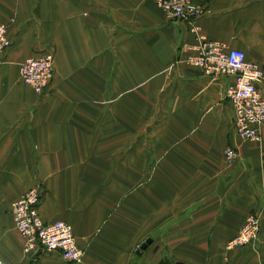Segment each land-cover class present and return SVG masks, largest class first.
<instances>
[{
  "label": "crops",
  "instance_id": "crops-1",
  "mask_svg": "<svg viewBox=\"0 0 264 264\" xmlns=\"http://www.w3.org/2000/svg\"><path fill=\"white\" fill-rule=\"evenodd\" d=\"M193 2L203 13L189 23L154 0H0L5 264H264V123L258 142L241 140L232 77L188 61L205 36L264 68V0ZM42 52L54 76L38 94L19 66ZM37 184L41 219L72 226L79 261L25 251L11 203ZM253 212L256 243L227 250Z\"/></svg>",
  "mask_w": 264,
  "mask_h": 264
},
{
  "label": "built area",
  "instance_id": "built-area-1",
  "mask_svg": "<svg viewBox=\"0 0 264 264\" xmlns=\"http://www.w3.org/2000/svg\"><path fill=\"white\" fill-rule=\"evenodd\" d=\"M169 18L193 23L203 13L201 4L193 0H154ZM6 25L0 24V54L11 44L6 33ZM189 63L211 77L231 76L226 87V97L231 101L234 114L232 127L241 140L258 142L264 123V94L260 84L264 82V68L246 60L244 51L237 48H225L216 40L200 36L189 56ZM20 79L34 92H45L54 76V56L51 52H42L30 56L19 66ZM236 155L231 146L225 148L227 160ZM41 186L35 185L25 191L11 203V214L16 228L25 239V251L35 252L37 248L57 250L67 261H79L83 256L76 244L73 229L62 220L44 222L39 214ZM259 231V219L249 214L238 233L228 241L226 249L242 248L252 245ZM0 264H5L0 259Z\"/></svg>",
  "mask_w": 264,
  "mask_h": 264
},
{
  "label": "trees",
  "instance_id": "trees-1",
  "mask_svg": "<svg viewBox=\"0 0 264 264\" xmlns=\"http://www.w3.org/2000/svg\"><path fill=\"white\" fill-rule=\"evenodd\" d=\"M159 264H184L183 262H180V261H173L171 259H168V258H163Z\"/></svg>",
  "mask_w": 264,
  "mask_h": 264
},
{
  "label": "water",
  "instance_id": "water-1",
  "mask_svg": "<svg viewBox=\"0 0 264 264\" xmlns=\"http://www.w3.org/2000/svg\"><path fill=\"white\" fill-rule=\"evenodd\" d=\"M149 243H150V239H147L145 242H143V243L139 246L137 252L140 253L141 251H143Z\"/></svg>",
  "mask_w": 264,
  "mask_h": 264
},
{
  "label": "rangeland",
  "instance_id": "rangeland-1",
  "mask_svg": "<svg viewBox=\"0 0 264 264\" xmlns=\"http://www.w3.org/2000/svg\"><path fill=\"white\" fill-rule=\"evenodd\" d=\"M52 53V52H51ZM261 139V138H260ZM253 214H255L254 212H253ZM256 215V214H255ZM257 216V215H256ZM258 217V216H257ZM259 219V218H258ZM259 226H260V221H259ZM260 231V230H259ZM259 231H258V233H257V236H256V238L253 240V242H252V244H254V243H256V241H257V239H258V237H259ZM233 238V237H232ZM229 241V240H228ZM228 241H227V243L226 244H228Z\"/></svg>",
  "mask_w": 264,
  "mask_h": 264
}]
</instances>
